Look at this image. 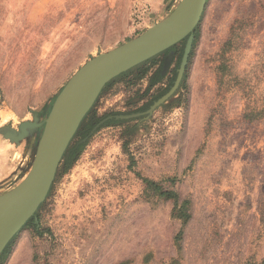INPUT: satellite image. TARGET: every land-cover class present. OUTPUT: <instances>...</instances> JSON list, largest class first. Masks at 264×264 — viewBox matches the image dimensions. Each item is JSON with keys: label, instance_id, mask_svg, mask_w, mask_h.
Masks as SVG:
<instances>
[{"label": "rangeland", "instance_id": "rangeland-1", "mask_svg": "<svg viewBox=\"0 0 264 264\" xmlns=\"http://www.w3.org/2000/svg\"><path fill=\"white\" fill-rule=\"evenodd\" d=\"M179 2L0 0V193L26 176L42 125L17 141L4 132L42 122L79 66ZM192 35L177 88L150 114L186 38L135 84L99 92L75 157L0 264H264V0H206Z\"/></svg>", "mask_w": 264, "mask_h": 264}, {"label": "water", "instance_id": "water-1", "mask_svg": "<svg viewBox=\"0 0 264 264\" xmlns=\"http://www.w3.org/2000/svg\"><path fill=\"white\" fill-rule=\"evenodd\" d=\"M205 4L206 0H180L164 19L137 36L98 53L79 66L55 96L42 122L37 121L34 116L33 121L21 122L18 132H4V136L17 141L27 134L28 129L42 125L33 161L26 176L12 189L0 193V204H4L0 209V254L44 200L69 141L105 83L186 38L173 85L146 112L150 114L157 104L174 92L187 62L193 39L192 32ZM170 57L171 55L165 65ZM134 115L136 114L118 117Z\"/></svg>", "mask_w": 264, "mask_h": 264}, {"label": "trees", "instance_id": "trees-1", "mask_svg": "<svg viewBox=\"0 0 264 264\" xmlns=\"http://www.w3.org/2000/svg\"><path fill=\"white\" fill-rule=\"evenodd\" d=\"M170 48V47H169ZM180 51V50H178ZM155 63V56L152 58H149L131 68H129L127 71L122 72L120 74H118L117 76H115V78H112L111 80H109L101 89L100 93L105 90V88H107L116 78L119 77H123V76H129V78L127 79L128 82H130L131 85L135 84L138 80H140L141 78H143L151 65H153ZM94 106V105H93ZM93 106H91V108L87 111V113L84 115V117L82 118L78 128L76 129L75 133L73 134L71 140L69 141L62 157L61 160L57 166L55 175H57L62 168H66L68 167V165L70 164V162L72 161V159L75 157V146H74V139L77 136H80L81 134H83L89 127H90V122L92 121V114L94 112V108ZM79 147V146H77ZM144 182L146 183L147 187H150L151 189L155 190L158 192V195L165 198V199H169V198H175L176 194L172 191V190H168V189H163L160 187V185L158 183H156L153 180H149L146 179L144 180ZM173 214L174 216L176 215L179 218H182L183 221H185L188 218V212H186L184 210V207L181 206L179 209L174 208ZM32 219H30L28 223H31ZM7 252V249L4 251Z\"/></svg>", "mask_w": 264, "mask_h": 264}, {"label": "bare ground", "instance_id": "bare-ground-1", "mask_svg": "<svg viewBox=\"0 0 264 264\" xmlns=\"http://www.w3.org/2000/svg\"><path fill=\"white\" fill-rule=\"evenodd\" d=\"M59 98V97H58ZM58 98L56 100H58ZM56 102V101H55ZM4 206V204H0V209Z\"/></svg>", "mask_w": 264, "mask_h": 264}]
</instances>
